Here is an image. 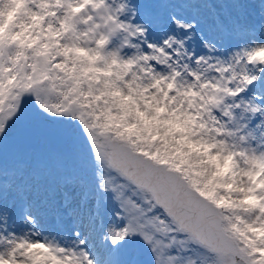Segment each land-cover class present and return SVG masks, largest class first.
I'll list each match as a JSON object with an SVG mask.
<instances>
[{
    "label": "snow or ice",
    "instance_id": "obj_1",
    "mask_svg": "<svg viewBox=\"0 0 264 264\" xmlns=\"http://www.w3.org/2000/svg\"><path fill=\"white\" fill-rule=\"evenodd\" d=\"M0 264H264V0H0Z\"/></svg>",
    "mask_w": 264,
    "mask_h": 264
}]
</instances>
